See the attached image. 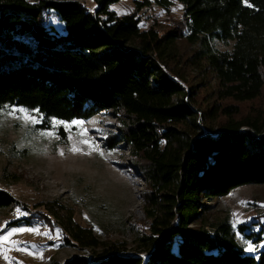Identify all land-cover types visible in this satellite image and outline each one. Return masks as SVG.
<instances>
[{
  "label": "trees",
  "instance_id": "trees-1",
  "mask_svg": "<svg viewBox=\"0 0 264 264\" xmlns=\"http://www.w3.org/2000/svg\"><path fill=\"white\" fill-rule=\"evenodd\" d=\"M120 1L95 0L91 12L78 1L0 0V106L38 109L41 129L49 119L70 123L112 112L122 126L109 147L125 145L148 186L149 232L136 252L111 245L63 264H264V217L238 227L255 253L238 243L228 220L206 219L208 201L264 185V116L238 119L239 107L223 104L264 92V0H176L185 30L163 35L142 30L136 14L111 11ZM173 1L156 0L165 9ZM46 15L58 17L66 32L47 24ZM182 39L200 45L194 63L218 82L208 114L167 61L169 47ZM213 42H234L233 50L216 52ZM17 203L0 190V212ZM20 224L32 222L9 226ZM65 229L84 246L100 245L72 216Z\"/></svg>",
  "mask_w": 264,
  "mask_h": 264
},
{
  "label": "rangeland",
  "instance_id": "rangeland-1",
  "mask_svg": "<svg viewBox=\"0 0 264 264\" xmlns=\"http://www.w3.org/2000/svg\"><path fill=\"white\" fill-rule=\"evenodd\" d=\"M67 1L83 2L91 12L98 7L95 0ZM137 3L147 5L138 8ZM110 9L119 16L136 14L142 30L155 28L162 35L179 28L185 30L184 7L176 0L168 9L156 0H121ZM45 21L60 33L66 32L55 15H46ZM233 46L234 42L212 43L216 52H231ZM198 50L199 44L182 39L169 47L166 58L182 85L193 88L198 104L208 114L217 103L218 82L203 64L194 63ZM223 104L237 105L238 119L264 116V92L255 101ZM73 122L83 123L67 130L60 127L55 137H47L39 134L41 123L25 127L22 120L0 116V190L9 192L18 202L0 212V237L12 229L39 232L16 233L0 241V264H63L74 256L90 259L111 245L136 252L139 239L149 232L144 202L148 186L138 175L128 148L123 144L109 147L122 126L117 115L103 112ZM73 147L79 151H71ZM207 204V223L228 220L237 231L238 243L248 253H255L256 245L239 234L238 227L263 221L264 185L243 186ZM71 216L75 224L93 232L99 247L84 246L69 236L65 227ZM20 219L31 220L32 225L9 226ZM259 228L256 225L255 230ZM249 244L252 251L248 250ZM259 247L262 249V244Z\"/></svg>",
  "mask_w": 264,
  "mask_h": 264
},
{
  "label": "snow or ice",
  "instance_id": "snow-or-ice-1",
  "mask_svg": "<svg viewBox=\"0 0 264 264\" xmlns=\"http://www.w3.org/2000/svg\"><path fill=\"white\" fill-rule=\"evenodd\" d=\"M0 116L3 117H11L14 119H18V120H22L23 126L25 127H29L32 126L34 127L36 124L38 123H43L44 122V117L39 113V110H28V109H24V108H19V107H9V106H0ZM83 122H71V123H64V122H60L58 120L55 119H49L48 120V127L46 129L40 130L39 134L42 136H47V137H55L57 130L60 127L67 129H70L73 125L77 126V127H81ZM0 126H2V123H0ZM84 143H88V141H83ZM92 145H90L91 147ZM71 151L76 152L79 151V149H77L76 147H73L71 149ZM63 154V153H61ZM103 155V153H101ZM19 211V210H18ZM24 215H27V213H22ZM36 232L37 234H39L38 229H12L7 236L4 237H0V241H7L8 238L16 233H23V232ZM45 235H47V233H44ZM57 236H59V233L57 234ZM248 250L252 251L253 250V246L251 244L248 245ZM28 254H33L31 252H29ZM7 258V257H6Z\"/></svg>",
  "mask_w": 264,
  "mask_h": 264
}]
</instances>
